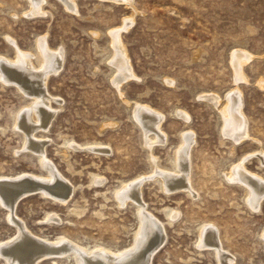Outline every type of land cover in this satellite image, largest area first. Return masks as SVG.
Returning <instances> with one entry per match:
<instances>
[{
	"label": "rangeland",
	"instance_id": "374dc122",
	"mask_svg": "<svg viewBox=\"0 0 264 264\" xmlns=\"http://www.w3.org/2000/svg\"><path fill=\"white\" fill-rule=\"evenodd\" d=\"M72 4L43 0L36 14L28 0H0V56L15 60L9 41L18 51L35 55L40 39L50 50L63 52V68L47 84L56 115L47 132H36L34 139L47 141L43 166L53 165L58 177L75 188L70 199L28 191L9 215L0 204V243L15 236L7 220L14 216L29 233L50 241L66 238L127 250L141 232L137 208L131 201L119 207L115 196L125 185L141 183L146 212L165 228V241L151 264H217L199 242L206 225L220 234L219 247L233 264H264V200L253 211L245 204V191L228 181V173L240 164L251 177L264 180V0ZM114 35L134 74L118 89L113 84L118 72L112 66ZM241 53L248 63L243 79L235 82L234 58ZM234 92L248 124L249 136L240 143L224 135L219 109L208 99L223 100ZM29 105L14 85L0 81L2 177L47 176L13 129L16 115ZM151 113L163 117L165 143L149 150L143 119ZM183 134L194 138L189 150L194 197L165 192L152 165L172 174ZM101 179L103 185H95ZM173 212L177 218L171 221ZM50 216L60 224L46 222ZM41 264L73 261L47 258Z\"/></svg>",
	"mask_w": 264,
	"mask_h": 264
},
{
	"label": "bare ground",
	"instance_id": "6f19581e",
	"mask_svg": "<svg viewBox=\"0 0 264 264\" xmlns=\"http://www.w3.org/2000/svg\"><path fill=\"white\" fill-rule=\"evenodd\" d=\"M64 1L68 8L73 7V0ZM123 1L129 4L132 2V0ZM28 2L32 12L39 13L43 0H28ZM113 38L115 59L112 60V66L118 69L117 75L113 79V84L118 89L121 84L133 79L134 74H132L129 60L125 56L120 40L116 35ZM9 42L12 44L15 60L7 61L5 57L0 56V81L3 82V85H14L17 91H20L25 98L30 99V105L16 115L13 129L21 133L24 140V149L37 158L47 176L44 179L26 173L14 177L0 176V204L6 207L8 215L13 212L18 198L28 191L38 192L43 196L47 194L48 197L50 195L52 198L66 196L68 199L72 197V193L75 191L74 187L62 181L59 178L60 176L58 177L54 172L53 165L43 166L47 141L34 139L36 132H47L56 115V110L51 109L49 106V101L52 98L47 94V84L52 76L58 75L62 70L63 52L60 49L50 50L43 39L36 42L35 55L18 51L15 43L13 41ZM232 56H235V54ZM234 59V77L235 82H237L243 79V69L248 63V56L241 53L237 54ZM33 61H36V65H34L35 63L33 64ZM209 98H212L215 107L219 109V114L224 124V135L230 138L233 143H240L245 138H248V124L242 115V102L238 92L232 93L223 100L216 97ZM136 108L133 107V114ZM144 118L146 134H144L143 139L149 150L155 144L163 146L165 143V136L161 132L163 117L157 113H151ZM181 137L183 147L180 152L175 154L174 158L176 170L172 174L165 173V171L163 173V171L156 168L155 162L154 164L152 163L155 173L153 175L161 178L160 182L162 181V187L165 192H183L192 196L189 150L194 138L190 134H183ZM94 148L98 149L99 147ZM228 174L229 183L237 185L245 191V204L253 211L259 210L260 204L264 200V180L251 177L252 175L245 171L244 164L232 168ZM102 180H97L95 185L96 183L103 185L104 181ZM141 187V183L125 185L119 195L115 196L119 207L125 205L127 201H131L137 208L141 232L139 235H135L133 244L127 250H115L109 246L89 247L66 238L50 241L47 238L29 233L23 221L10 216L7 220L14 226L15 236L6 242L0 243V258H3V264H41L42 260L47 258L53 260L67 258L71 259L73 264H151L155 251L165 241V228L150 213L146 212L144 203L141 200ZM55 188L64 189V192L55 191ZM176 218L177 214L173 212L170 220L172 221ZM46 222H49L50 225L60 224V220L56 216L48 217ZM262 239L264 241V233ZM199 242L206 245V248H208L206 250L215 255L217 264L234 263L233 258L219 247L221 237L213 226L206 225L202 227L199 232Z\"/></svg>",
	"mask_w": 264,
	"mask_h": 264
}]
</instances>
